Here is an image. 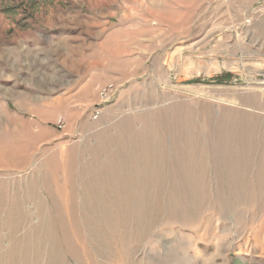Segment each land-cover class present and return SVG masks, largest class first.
<instances>
[{"label": "rangeland", "instance_id": "rangeland-1", "mask_svg": "<svg viewBox=\"0 0 264 264\" xmlns=\"http://www.w3.org/2000/svg\"><path fill=\"white\" fill-rule=\"evenodd\" d=\"M0 264H264V0H0Z\"/></svg>", "mask_w": 264, "mask_h": 264}, {"label": "built area", "instance_id": "built-area-1", "mask_svg": "<svg viewBox=\"0 0 264 264\" xmlns=\"http://www.w3.org/2000/svg\"><path fill=\"white\" fill-rule=\"evenodd\" d=\"M97 115H98V113L94 115V118L97 117ZM62 125H63L62 124V121L61 120H58L57 126L60 127V128H62Z\"/></svg>", "mask_w": 264, "mask_h": 264}]
</instances>
